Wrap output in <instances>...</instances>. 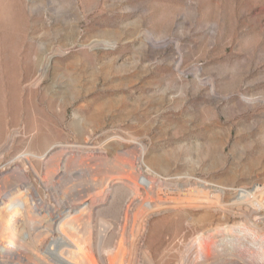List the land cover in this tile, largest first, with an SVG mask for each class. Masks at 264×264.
<instances>
[{"label": "rangeland", "instance_id": "374dc122", "mask_svg": "<svg viewBox=\"0 0 264 264\" xmlns=\"http://www.w3.org/2000/svg\"><path fill=\"white\" fill-rule=\"evenodd\" d=\"M150 186L204 205L144 223L156 264L214 227L264 264V0H0V264L128 234Z\"/></svg>", "mask_w": 264, "mask_h": 264}, {"label": "bare ground", "instance_id": "6f19581e", "mask_svg": "<svg viewBox=\"0 0 264 264\" xmlns=\"http://www.w3.org/2000/svg\"><path fill=\"white\" fill-rule=\"evenodd\" d=\"M144 192L143 188H132V193L135 197ZM160 194L165 196V193H154L151 186L149 192L144 193V197L138 202L135 218L132 219L131 229L128 234L121 233L118 236H114L111 232H105V230L100 229L94 234L86 235V237L74 236L72 238L74 249L70 248V251L67 246L63 245V242L55 245V247L52 246L51 242L48 247L46 246L47 248L45 247V252L51 255L52 261L57 264H156L144 254L141 246L144 241L143 235H141L144 223L153 214L164 210L204 206L185 204L183 199L163 198ZM241 199L244 200L250 210H264V188L256 191H244L241 194ZM38 201L40 200L38 199ZM203 202L205 207L209 209L222 208L213 199H206ZM20 203L19 196L11 197L8 200L7 209L9 208L17 213L23 210ZM123 220L127 222L126 218ZM222 230L224 228L214 227L197 235L184 250L179 264H244L242 261L239 262L237 258L243 259L242 257H244L242 253L247 248L244 242L245 239H236L235 236L231 243L224 246L209 242L215 232Z\"/></svg>", "mask_w": 264, "mask_h": 264}]
</instances>
